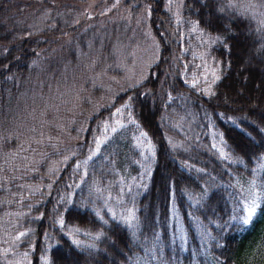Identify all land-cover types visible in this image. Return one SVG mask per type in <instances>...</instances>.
I'll use <instances>...</instances> for the list:
<instances>
[{"label":"trees","instance_id":"16d2710c","mask_svg":"<svg viewBox=\"0 0 264 264\" xmlns=\"http://www.w3.org/2000/svg\"><path fill=\"white\" fill-rule=\"evenodd\" d=\"M85 1L0 0V264H8L7 246L29 239L33 249L24 264H37L42 251L46 264H264V166L255 177L257 200L247 224L239 186L264 159V0H252L256 9L247 0H180L176 22L165 0H122L129 12L147 16L160 46L144 79L113 100L126 98L129 116L152 142L149 173L132 197L130 225L105 212L98 218L75 190L69 200L56 201L72 159L50 170L58 152L31 160L12 152L16 141L10 129L20 106L16 95L40 60H58L52 52L70 34L69 24L36 25L35 18L43 9ZM190 24L209 36L208 54L217 63L215 82L201 93L188 89L177 71L163 72L170 55L167 37L173 28L177 33ZM177 97L194 117L193 128L204 129L209 121L217 129L230 160L211 148L204 134L171 144L173 130L164 117L170 105L178 107ZM91 107L77 120L87 117L76 140L83 146H92L108 110ZM137 157L127 130L116 128L89 160L88 174L103 179L133 172ZM172 206L183 235L174 229ZM59 226L84 231L83 240L71 239Z\"/></svg>","mask_w":264,"mask_h":264},{"label":"rangeland","instance_id":"374dc122","mask_svg":"<svg viewBox=\"0 0 264 264\" xmlns=\"http://www.w3.org/2000/svg\"><path fill=\"white\" fill-rule=\"evenodd\" d=\"M247 1L252 9H256L252 0ZM165 2L169 17L176 22L179 18L176 7L180 0ZM241 5L247 7L245 1ZM146 17L129 12L122 0H87L81 6L41 10L35 18L36 25L58 24L64 27L69 24L70 34L62 48L59 46L52 52L59 54L55 63L40 60L27 75L29 79H24V85L16 95L20 106H17L14 118L18 119L10 129L16 141L12 152L23 160H31L52 150L58 152L49 163V169L53 170L72 159L68 175L58 183L57 202L63 198L69 200L75 190L78 197L90 203L98 218H102L105 212L128 225L133 219L132 197L149 173L152 142L129 116L126 98L115 104L113 100L124 88L142 81L148 67L159 57L160 46ZM167 39L171 44L164 74L170 76L174 70L177 71L182 83L194 93L208 90L217 75V63L207 50L211 41L209 36L190 24L180 26L177 33L173 28L171 37ZM176 99L178 107L170 105L164 117V122L173 130V133H168L171 144L181 145L184 139L204 134L208 145L221 157L230 160L217 129L209 121L204 122V129L202 126L193 128L194 117L181 108V98ZM91 105L107 106L108 110L101 118L92 146L89 143L83 146L76 140H80L87 117H84L85 121L81 119V123L77 120L81 115L92 112ZM119 127L127 130L132 138L138 155L135 159L137 168L130 173L119 172L103 179L95 173L88 174V162L98 152L99 144ZM77 143L81 151L77 149ZM263 166L264 159L255 164L250 169V176L240 182L245 217L249 208L256 204L255 177ZM173 210L172 206L174 229L183 235L182 224ZM59 227L71 239L83 240L84 231L72 226ZM32 249L31 239L22 246L15 243L7 246V263H26ZM37 264H46L44 251L38 252Z\"/></svg>","mask_w":264,"mask_h":264},{"label":"snow or ice","instance_id":"6c2138e0","mask_svg":"<svg viewBox=\"0 0 264 264\" xmlns=\"http://www.w3.org/2000/svg\"><path fill=\"white\" fill-rule=\"evenodd\" d=\"M216 39L219 40L220 37H217ZM218 78H219V77H217V79H218ZM214 82H215V81H213V83H214ZM254 211H255L254 206L249 208V210H248V212H247V216H246L245 218H243V223H244V224L249 223V220H250L251 217L253 216Z\"/></svg>","mask_w":264,"mask_h":264}]
</instances>
